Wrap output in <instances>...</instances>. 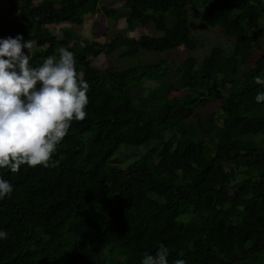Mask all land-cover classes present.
I'll list each match as a JSON object with an SVG mask.
<instances>
[{"label":"trees","instance_id":"16d2710c","mask_svg":"<svg viewBox=\"0 0 264 264\" xmlns=\"http://www.w3.org/2000/svg\"><path fill=\"white\" fill-rule=\"evenodd\" d=\"M97 1L7 0L0 39L33 40V66L67 48L90 88L87 116L72 122L55 166L0 169L13 185L0 199L8 233L0 264H141L161 244L168 264H264V102L255 100L264 87L254 82L264 77V45L254 42L264 35V0H117L99 8L125 18L129 31L151 25L153 33L118 32L81 48L77 33L54 38L34 28L37 20L80 24ZM199 10L230 38L228 56L212 45L188 75L168 57L90 65L118 48L122 56L193 51L200 36L190 35L189 16ZM254 49L253 65L242 69ZM216 100V119L198 115Z\"/></svg>","mask_w":264,"mask_h":264},{"label":"clouds","instance_id":"9594fccd","mask_svg":"<svg viewBox=\"0 0 264 264\" xmlns=\"http://www.w3.org/2000/svg\"><path fill=\"white\" fill-rule=\"evenodd\" d=\"M34 41L22 35L0 39V169L11 173L28 167L55 166L57 146L73 121L86 118L90 85L76 69L73 52L65 47L42 63H30ZM27 50V51H25ZM264 87V77H254ZM264 102V91L257 92ZM13 185L0 178V199L10 197ZM8 233L0 231V239ZM169 250L163 244L155 254L144 253L141 264H168ZM175 264H186L177 259Z\"/></svg>","mask_w":264,"mask_h":264},{"label":"rangeland","instance_id":"374dc122","mask_svg":"<svg viewBox=\"0 0 264 264\" xmlns=\"http://www.w3.org/2000/svg\"><path fill=\"white\" fill-rule=\"evenodd\" d=\"M59 0H33L34 4L47 5L51 3H58ZM112 3V4H110ZM102 4L104 5H115L117 6V0H98L95 5V9L84 15L80 24L76 23H61L57 25L45 24L39 20L34 22V28L40 29V31H50V34L54 38H59L63 31H66L68 35L72 36L71 33H77L78 35V47H82V43L85 39L96 40L100 43L106 44L107 41L112 38L116 33H126L129 36L137 37L141 32L150 34L153 33L151 25L137 28L136 31H129L128 24L125 18L117 16L116 19L107 17L99 8ZM6 5L7 0H0V19L6 17ZM202 10H199L198 17L189 16V27L190 35L195 37L199 35L200 42L193 51H187L183 48H178L170 52L163 54H156V52H145L139 51L137 54L120 55L121 49L118 48L113 51H107L100 53L91 60V66L97 69H103L108 66H112L115 69L120 67H126L134 64L137 60H143L146 62H156L160 57H168L176 64L183 66V71L188 75L192 70V63L200 59V56L206 52L212 45H218L222 48L223 56H228L231 51V40L225 35L221 29L215 27L210 28L205 25L202 18ZM264 21V17L261 19ZM144 29V30H142ZM147 29V30H146ZM56 40V39H55ZM58 40V39H57ZM26 41V40H25ZM51 39L49 38L45 44H49ZM254 42L258 47L264 45V35L261 34L254 38ZM60 42H51L53 49L60 46ZM259 50L254 49L251 52L249 61L242 66V69H248L253 65L255 58L258 56ZM196 64V63H195ZM153 86V85H151ZM174 94V93H172ZM106 94L103 96L105 97ZM219 100L208 103L205 107L198 109L196 112L199 116L210 117L213 121L216 119V110ZM181 148V147H180ZM179 149L176 150V153ZM115 164V162H113ZM111 164V163H110ZM113 165V164H111ZM116 165V164H115ZM260 165L264 166V161L260 162Z\"/></svg>","mask_w":264,"mask_h":264}]
</instances>
